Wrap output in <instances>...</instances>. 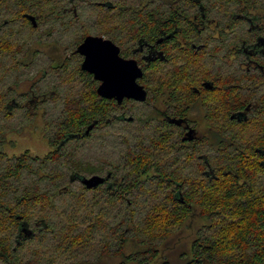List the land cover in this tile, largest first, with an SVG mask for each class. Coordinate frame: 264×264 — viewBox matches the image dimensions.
<instances>
[{
	"label": "trees",
	"instance_id": "16d2710c",
	"mask_svg": "<svg viewBox=\"0 0 264 264\" xmlns=\"http://www.w3.org/2000/svg\"><path fill=\"white\" fill-rule=\"evenodd\" d=\"M74 1L81 6L77 13L66 8ZM88 8L93 20L86 14ZM28 12L35 15L36 26ZM42 26L47 33L32 37L30 32ZM95 28L97 35H108L123 53L141 39L155 43L162 33H174L173 41L162 44L168 59L144 66L141 83L148 89L146 102L130 100L118 106L97 94L98 82L81 69L76 52ZM73 34L78 36L70 42L75 44L71 58L63 52L59 57L49 54L48 74L40 85L41 90L54 92L45 104L46 138L53 150L44 157L29 150L10 157L3 148L7 129L0 124V263L86 264L91 261L77 258L100 244L101 254L151 264L160 256L159 244L175 226L201 217L207 224L197 232L190 258L184 257L183 264H264V168L251 169L245 157L249 150L234 146L239 136L249 141L250 124L243 123L237 133L229 128L222 141H208L218 143L213 159L220 171L218 179L207 180L201 174L204 162L198 158L206 142L180 146L179 129L154 119L149 106L159 99L169 111L182 113L184 101L194 94L185 86L201 79L216 83L211 70L222 71L218 78L223 90L227 80L234 84L221 92L219 103L229 113L255 97L258 112L252 126L264 148V89L242 88L250 89L253 80L264 79L262 69L257 66L248 72L234 64V56L251 63V58L241 55L243 49L256 42L264 46V0H0L4 118L18 113L23 121L29 114L23 104L15 107L12 102L15 96L30 94L19 92L18 73L43 57L38 49L32 50L31 40L63 48L65 36ZM43 37L48 40L42 41ZM192 43L203 46L193 48ZM258 55L256 62L264 65L263 54ZM66 77L78 80L80 92L63 97L62 83L54 80ZM7 82L14 88H8ZM33 88L31 92L37 93ZM131 112L133 116H128ZM224 120L233 126L231 120ZM97 149L103 153L90 154ZM92 175L107 178L111 187L81 184V177ZM22 224H31L36 233L23 235L18 244ZM131 242L135 249L124 255ZM111 245L116 247L112 252Z\"/></svg>",
	"mask_w": 264,
	"mask_h": 264
},
{
	"label": "flooded vegetation",
	"instance_id": "af4514ba",
	"mask_svg": "<svg viewBox=\"0 0 264 264\" xmlns=\"http://www.w3.org/2000/svg\"><path fill=\"white\" fill-rule=\"evenodd\" d=\"M208 18V17H203ZM188 21H198L199 18H185ZM174 33H162L158 37L155 43L148 42L145 39H141L138 41L136 46L132 47L129 53H123L120 47V55L124 58H134L138 61V64L142 67L144 71V66L149 65L152 63H158L159 61H166L167 58V52L163 49V42L164 40H172L173 41ZM259 40V39H258ZM180 43L182 46H186V41L181 40ZM264 45V40L261 43ZM191 46L193 48H200L203 46V44L197 45V43H192ZM244 54H241L247 58H251V63H241L238 60V57L234 56V59H236V63H234L237 68H241L243 70H256V67H260L262 70V74L264 75V65L261 63L256 62L257 57L259 56V53L263 54L264 59V46H260L259 42L257 44L254 43L252 47L243 49ZM80 55V54H79ZM81 56V55H80ZM244 57V58H245ZM83 57L81 56V63H82ZM164 64V63H163ZM232 64V63H228ZM81 65V64H80ZM165 65V64H164ZM162 65V66H164ZM160 65H156V67H159ZM194 66H192L193 68ZM212 71V75L216 78V83L214 80H207V79H201L200 81H196V84L194 85H186L185 90L187 92L194 94L192 95V100H186L184 101L186 103V109L181 112H174L169 111L168 105H164V103L161 100H157L156 102L150 103V108L155 112L154 119L160 121V122H168L169 124L176 126L179 129L180 133V146L186 147L185 144H187V147L192 146L191 143L196 142L198 140L205 141L206 142V148L204 149V152L198 155V158L201 159L204 162V166L202 167L201 174L203 177L207 180H213L218 179V172L220 171V168L215 165L214 159H213V152H217L219 150H215L214 146L218 145L216 142H208L210 140H216V141H222V135L228 130L229 128L233 129L235 133L240 132L242 129L241 126H243V123L248 122L250 124V134H249V141L244 142L240 139V136L238 137V142L234 144L235 147H242V149H248L249 152L245 154V157L247 160H249L250 167L256 168V166H261L264 168V148L260 147L258 144V138L256 137V130L254 124V120L252 119L253 115H255L258 110H256V98L253 97L251 100L247 101L243 108H237L231 112H226L223 110L222 105L219 103V97L221 95V92H228L230 91V87L233 86L234 83L227 84L229 81L227 80L226 85H224V90L221 87V83L223 80L218 78L221 72L218 71ZM92 75V74H91ZM93 76V75H92ZM144 76V75H143ZM143 78V77H142ZM142 78L139 80V83H141ZM94 79V77H93ZM96 80V79H94ZM98 82V85L100 84V81L96 80ZM253 85L248 87H242L243 89L247 90H263L264 89V79H261L259 81H252ZM142 84V83H141ZM97 85V86H98ZM143 85V84H142ZM145 87V85H143ZM219 86V87H218ZM219 88L216 93H213L212 91L215 90V88ZM221 87V88H220ZM146 88V87H145ZM147 89V88H146ZM148 91V89H147ZM21 93V92H20ZM27 93V92H26ZM30 93V94H28ZM28 96L25 97L28 104L20 103L14 98L13 104L16 105L15 107H19L20 105H25L27 107V110L29 114L33 115V117H38L43 115V119L46 117V101L47 96L46 94H40L38 96L36 93H32L31 91L28 92ZM19 95V94H18ZM21 96V95H19ZM32 97L34 99H32ZM191 99V96H190ZM108 100H114L118 106H122L125 104V102H128L130 100L134 99H124L121 103H118L116 99H108ZM17 101V102H16ZM136 101V100H134ZM139 102V101H138ZM146 102V101H144ZM142 103V102H141ZM127 104V103H126ZM238 105V104H237ZM171 108H175L174 105H170ZM236 106V105H235ZM25 107V108H26ZM30 108V109H28ZM173 108V109H174ZM181 114V115H180ZM125 115V110L124 114ZM126 118L125 116L122 118ZM225 118L231 120L233 126H229L227 122H225ZM201 120V121H200ZM46 135V134H45ZM258 142V143H257ZM49 146V145H48ZM53 150V148L48 147V151L45 155L48 154ZM243 151V150H242ZM25 152V151H24ZM23 153V152H22ZM21 154V153H20ZM19 154V155H20ZM40 156V157H44ZM251 173V172H250ZM81 182V180H80ZM239 182L242 183L243 179L239 178ZM111 181H109L107 178H105V181L102 183L103 185L109 186ZM101 184V185H102ZM20 221L22 220L21 217L18 218ZM24 224L21 226V231L19 232V240L17 242L20 243V239H22L23 235L26 236V231L23 230ZM31 228L29 229L31 232H34L33 226L29 225ZM22 235V236H21Z\"/></svg>",
	"mask_w": 264,
	"mask_h": 264
},
{
	"label": "rangeland",
	"instance_id": "374dc122",
	"mask_svg": "<svg viewBox=\"0 0 264 264\" xmlns=\"http://www.w3.org/2000/svg\"><path fill=\"white\" fill-rule=\"evenodd\" d=\"M114 0H110V2H113ZM62 4H59V7ZM76 5V6H75ZM67 9L69 10L70 8H74V10L79 11L80 9V2L79 4L77 2H72L69 5H66ZM72 6V7H71ZM29 14L35 16L34 14L28 12ZM86 14L88 16H91L92 13H90L89 8L86 12ZM49 15V13L47 12L45 14V18ZM88 18V17H87ZM91 20H93L94 18L89 17ZM88 27V26H87ZM45 26L40 27V29L34 33L30 32V34H32V37H34V34L37 36V34L39 33H45ZM39 32V33H38ZM97 29L95 28L93 33V35H97ZM26 33V32H25ZM24 33V34H25ZM27 33H29L27 31ZM78 36V35H71L70 37H66L65 39H63L65 41V43L63 44V48L62 47H58L56 48L53 43H51L50 46L48 45H44V44H39L37 42V39L35 40L34 38L31 40L32 44V50L34 51L35 49H38L43 57H40V59H37L36 64L34 65V67H32L29 70H23L20 71L18 73V76H20V84H22V86L19 89V92L21 93H28L32 90V88L34 90H36V94L38 96H40V94H46V98L48 100V98L50 96H52L54 94V92L51 89L48 88H43L41 90L40 85L43 84L42 80L46 78V75L48 74V72L46 71L47 65L50 61L49 58V54L51 56H55V57H59V55H62L63 52V56L71 58V49H73L75 47V44H71L70 42H72L74 40V37ZM107 38H109L108 35H106ZM57 38V37H56ZM35 40V41H33ZM42 41L48 40L45 39V37H43V39H41ZM40 41V40H39ZM60 48V49H59ZM81 57V56H80ZM73 61V60H72ZM77 61V60H76ZM81 64V61H79ZM76 64V62H75ZM11 73V72H10ZM71 77H66V80H54V83H62V87H60V90H64V92H61V94H63V97H70L73 96L74 94L78 93V91L80 92V88L82 87L81 84L79 82H77L78 80L76 78H71ZM6 86H8V88H14V85L12 84V82H7ZM53 87V86H51ZM7 88V87H6ZM39 88V89H38ZM46 92V93H43ZM28 95H23V96H15L16 100L20 103L23 104H28V102L26 101V98ZM32 99H34L32 97ZM16 101V102H17ZM14 105V104H13ZM16 106V105H14ZM24 107H26L24 105ZM30 109V108H28ZM135 108H133L134 110ZM11 110V109H10ZM27 110V107H26ZM28 111V110H27ZM132 111V109H131ZM133 112V111H132ZM129 113L128 116H133ZM18 115V113L16 114ZM14 116L13 118L10 117H5L0 113V124H4L6 127V131H7V142L4 145V149L5 151L8 153V155L10 157H14L15 155H19L20 153L29 150L30 154L32 155H38V156H43L47 153L48 151V141L46 138V131L49 130V126L46 122L45 119H43V115L41 114V116L38 117H33V115L28 114L27 116H25V119L23 121H21L22 119H20L18 116ZM3 118V120L1 119ZM49 120V119H48ZM201 121V120H200ZM111 146V144L109 145ZM108 148V151L110 153V151L112 150V148L110 147ZM101 149H97L96 151H92L90 152V154H102L103 151ZM112 152V151H111ZM194 168V167H192ZM192 171V169H191ZM104 176V175H103ZM82 184V183H81ZM39 208V207H38ZM37 211H39V209H37ZM35 218H38V216H35ZM207 223L205 220H203L201 217H190L188 219H186L184 221V223L180 226H175L174 229L167 235V237L164 239V241L162 243L159 244V250H160V256L153 261L151 264H163V262L165 260L168 261V264H183L185 261L186 257L187 259L190 258V250H191V244L192 241L195 239L197 232L200 230V228H202L203 226H205ZM31 227L28 225V229H30ZM33 228V227H32ZM35 232V229H34ZM36 233V232H35ZM32 238V237H31ZM31 238H29L28 240H30ZM136 244L134 242H131L128 244V246L125 248L124 251V255H127L129 253H131L133 251V249H135ZM113 245H111L109 247L110 251L112 252L114 249H116V247H112ZM103 251V247H101L100 244H97L94 246L93 249L89 250V251H85L82 256H79V258L77 259H89L91 262L86 263V264H139L135 261H128V262H124V257L122 255H112V254H108V253H102ZM101 254V255H100ZM67 258V257H65ZM68 259V258H67ZM74 259V260H77ZM68 261H70V259H68ZM1 264V263H0ZM82 264V263H81Z\"/></svg>",
	"mask_w": 264,
	"mask_h": 264
},
{
	"label": "water",
	"instance_id": "95a60500",
	"mask_svg": "<svg viewBox=\"0 0 264 264\" xmlns=\"http://www.w3.org/2000/svg\"><path fill=\"white\" fill-rule=\"evenodd\" d=\"M36 26L35 17L28 15ZM76 52L83 57L81 69L100 81L97 94L106 99H116L121 103L125 98L144 102L148 98L147 89L139 83L144 71L134 58L120 55V47L111 39L100 35H87L77 46ZM132 120V118H128ZM88 132V130H87ZM87 188H95L105 181L100 175L80 178ZM26 237L33 235L28 225L23 226Z\"/></svg>",
	"mask_w": 264,
	"mask_h": 264
}]
</instances>
